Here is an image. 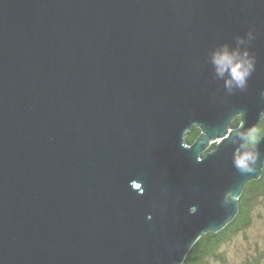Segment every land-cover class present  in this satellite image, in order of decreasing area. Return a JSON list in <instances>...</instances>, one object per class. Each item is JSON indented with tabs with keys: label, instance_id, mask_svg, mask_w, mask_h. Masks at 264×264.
I'll use <instances>...</instances> for the list:
<instances>
[{
	"label": "water",
	"instance_id": "95a60500",
	"mask_svg": "<svg viewBox=\"0 0 264 264\" xmlns=\"http://www.w3.org/2000/svg\"><path fill=\"white\" fill-rule=\"evenodd\" d=\"M223 45L255 56L244 91ZM262 94L264 0H0V264H183L262 175L230 140Z\"/></svg>",
	"mask_w": 264,
	"mask_h": 264
},
{
	"label": "trees",
	"instance_id": "16d2710c",
	"mask_svg": "<svg viewBox=\"0 0 264 264\" xmlns=\"http://www.w3.org/2000/svg\"><path fill=\"white\" fill-rule=\"evenodd\" d=\"M239 118L232 122L237 126ZM264 133V119L256 128L257 141ZM197 132H191L186 137L187 143H192ZM214 144L210 146L213 148ZM240 210L234 220L218 233L209 232L193 245L183 264H264V243L254 241V254L238 262L230 260L229 251L226 249L232 240L243 236L247 240V233L252 229L254 214L260 208H264V168L262 175L257 180L246 184L240 198Z\"/></svg>",
	"mask_w": 264,
	"mask_h": 264
},
{
	"label": "clouds",
	"instance_id": "9594fccd",
	"mask_svg": "<svg viewBox=\"0 0 264 264\" xmlns=\"http://www.w3.org/2000/svg\"><path fill=\"white\" fill-rule=\"evenodd\" d=\"M246 36L251 41L254 34L248 31ZM236 40L238 45L245 43L241 37H237ZM210 62L216 76L224 79L226 92L232 94L237 90L244 91L247 88L249 77L254 71L255 56L247 49L241 50L237 47L230 50L227 45H223L211 52ZM242 129L236 130L230 137L234 145L232 165L240 174H248L256 170L258 162L264 163V160L260 159L261 153L257 145L255 130Z\"/></svg>",
	"mask_w": 264,
	"mask_h": 264
},
{
	"label": "rangeland",
	"instance_id": "374dc122",
	"mask_svg": "<svg viewBox=\"0 0 264 264\" xmlns=\"http://www.w3.org/2000/svg\"><path fill=\"white\" fill-rule=\"evenodd\" d=\"M252 229L247 233V240L240 236L232 240L226 248L229 251L230 260L242 262V260L254 254V241L264 243V208H260L254 214ZM218 264V263H216Z\"/></svg>",
	"mask_w": 264,
	"mask_h": 264
},
{
	"label": "flooded vegetation",
	"instance_id": "af4514ba",
	"mask_svg": "<svg viewBox=\"0 0 264 264\" xmlns=\"http://www.w3.org/2000/svg\"><path fill=\"white\" fill-rule=\"evenodd\" d=\"M237 118H239V117H237ZM237 118H236V119H237ZM259 126H260V125H259ZM259 126H258V127H259ZM258 127H257V128H258ZM255 130H256V129H255ZM197 131H198V134H197V136L195 137V139H196V138L198 137V135L200 134V132H201V131H200V128L194 126V127L191 129V131L189 132V134H190L191 132H197ZM189 134H188V135H189ZM188 135H187V136H188ZM187 136H186V137H187ZM193 142H194V141H193ZM193 142H192V143H193ZM216 144H217V142L214 143V146H215Z\"/></svg>",
	"mask_w": 264,
	"mask_h": 264
}]
</instances>
